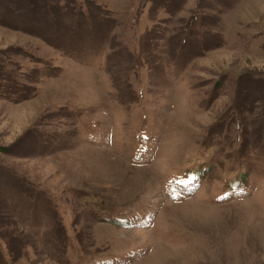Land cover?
<instances>
[{
	"label": "rangeland",
	"instance_id": "374dc122",
	"mask_svg": "<svg viewBox=\"0 0 264 264\" xmlns=\"http://www.w3.org/2000/svg\"><path fill=\"white\" fill-rule=\"evenodd\" d=\"M0 264H264V0H0Z\"/></svg>",
	"mask_w": 264,
	"mask_h": 264
},
{
	"label": "trees",
	"instance_id": "16d2710c",
	"mask_svg": "<svg viewBox=\"0 0 264 264\" xmlns=\"http://www.w3.org/2000/svg\"><path fill=\"white\" fill-rule=\"evenodd\" d=\"M7 80H8L9 82H13V80L11 81V79H10V78H7Z\"/></svg>",
	"mask_w": 264,
	"mask_h": 264
}]
</instances>
